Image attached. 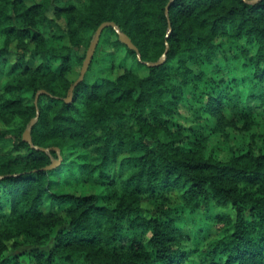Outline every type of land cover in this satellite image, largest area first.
<instances>
[{
    "label": "trees",
    "instance_id": "trees-1",
    "mask_svg": "<svg viewBox=\"0 0 264 264\" xmlns=\"http://www.w3.org/2000/svg\"><path fill=\"white\" fill-rule=\"evenodd\" d=\"M1 143L0 264H264V0H0Z\"/></svg>",
    "mask_w": 264,
    "mask_h": 264
},
{
    "label": "water",
    "instance_id": "water-1",
    "mask_svg": "<svg viewBox=\"0 0 264 264\" xmlns=\"http://www.w3.org/2000/svg\"><path fill=\"white\" fill-rule=\"evenodd\" d=\"M106 26H111L112 28H114L117 31L118 38L124 44H126V46H128V48L134 49L137 52V49L135 48V46L131 42V39L124 32L117 30L115 24L112 21L101 22L97 26V28H96V30L94 32V36H93L92 40L90 41V43H89V45H88V47L86 49L85 57H84V59L82 61L78 77L74 81L73 85H76L79 81H81L83 79L84 73L87 70V67H88V65L90 63L91 57L93 56L95 47H96V45L98 43L100 34H101L102 30L104 29V27H106ZM137 57L139 58V56H137ZM164 58H165V52L160 56L159 60H157L156 62H153V63L148 62L147 64L148 65L159 64V63H161L163 61ZM73 85L70 86L69 92H68V96L65 98V101H69L71 99V90L73 88ZM39 92H43V91L40 90ZM36 118H37V115L30 120L29 124L27 125V127L25 128V130H24V132L22 134V139L24 141L28 142L29 144L32 143L31 136H30V128H31L32 124L35 122ZM39 149H43V148H39ZM46 149H48V148H46ZM53 149L57 150V148H55V147ZM59 160H60V158H58L56 160H53L49 165L46 166V168H52V167L56 166L59 163Z\"/></svg>",
    "mask_w": 264,
    "mask_h": 264
},
{
    "label": "rangeland",
    "instance_id": "rangeland-1",
    "mask_svg": "<svg viewBox=\"0 0 264 264\" xmlns=\"http://www.w3.org/2000/svg\"><path fill=\"white\" fill-rule=\"evenodd\" d=\"M34 1H38V0H27L28 3H31V2H34ZM105 38V37H104ZM10 60H13V57L10 56L9 57ZM78 68H75L73 70H71L70 72H68L66 74V76L69 78V79H75L77 76H78ZM226 114H229V111L226 110ZM10 147V144L8 143H1L0 144V152H5L8 148ZM64 177H66V175H64ZM89 183H81V182H72V183H68L66 182L64 185H63V188H68V189H73L75 190L76 192H81V191H88L91 187V185H88ZM174 193V192H172ZM151 206V202L149 200H144L142 202V207L143 208H149ZM221 212H225L226 214H232V210L230 208H226V209H223L221 210Z\"/></svg>",
    "mask_w": 264,
    "mask_h": 264
}]
</instances>
